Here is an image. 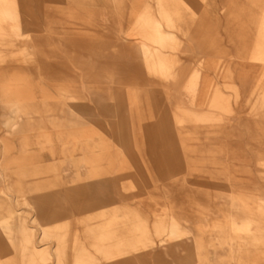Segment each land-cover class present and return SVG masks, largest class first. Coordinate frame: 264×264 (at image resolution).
<instances>
[{
  "label": "bare ground",
  "instance_id": "1",
  "mask_svg": "<svg viewBox=\"0 0 264 264\" xmlns=\"http://www.w3.org/2000/svg\"><path fill=\"white\" fill-rule=\"evenodd\" d=\"M7 1V4L0 5V21L4 24V28L0 30V97L2 102L9 106L7 112L10 115V121L7 120L10 124L9 132L12 131L13 134L17 129L23 132L15 138L16 144L8 145L16 152V158L12 155L11 160H20L14 163L20 162L23 165L25 163L37 172L53 170L55 164L50 158L48 159V154L54 157L61 154L67 159L77 148V142L86 161L95 162L96 156L90 153L92 151L88 149V145L76 139L77 133L67 125L78 121L77 118L71 117V114H94L91 106L83 99L79 75L73 71V67H80L83 71L81 52L92 49L109 50L119 38L123 43L130 42L126 44L125 50L129 49L133 55L141 57L142 72L151 90L159 87L167 95L173 83L180 84L177 87L183 92V102L186 101L188 108L182 107L183 103L174 106L172 115L175 123L192 121L204 130L206 124H219L222 114L230 113L233 109L229 95L225 94V91L222 92L217 85H214L215 83L204 84V80L201 81L199 68L191 71V67L188 66L192 63H185L178 57L177 51H181L183 44L178 37L179 32L189 33L193 24L191 9L193 0H152V5L148 0L129 3L130 9L127 11L129 26L120 28L118 38L114 33L107 32V36H102L98 32L106 10L108 8L112 12L120 10L114 3L116 0H80L77 10L70 7L60 8L61 10H58L59 7L52 8V11L61 17L54 30L58 36L50 33V35H22L23 26L30 28L40 26L44 29L50 26L49 10L43 5L41 9L38 6L41 0ZM248 1L250 4H246L243 8L248 16L241 14L239 18H252L254 16L250 15L252 5L258 8L261 18L241 23L248 25L247 23L254 22L257 27L253 46L244 57L249 56L250 59L262 62L264 69V0ZM100 2H103V9L100 7L103 11L96 9ZM112 12L108 18H111ZM24 19L26 21L23 25ZM82 31L96 38H89L88 34L85 37L80 36ZM42 45L46 46L45 52ZM200 58L201 54L196 59L197 64L201 63ZM140 63L138 62L137 66ZM30 64L33 66L31 70L25 68ZM215 73L222 74L228 82H225V86L237 98L238 83L243 75L239 80L237 79V83L233 79L234 76L236 77L235 66L230 64H224V67L217 65ZM108 74L109 70L104 68L97 75H92L85 69L83 75L87 88L104 89V85L109 83ZM261 75L264 76V70ZM199 86H201L203 105L196 107L194 100ZM122 87L121 91L124 93L129 86ZM116 88H120L118 83L112 87V92L114 98L120 100L121 96L119 92H115ZM250 91L249 93L253 94L251 108H262L264 86L257 83ZM118 106L120 102L114 104L113 113L116 114L114 108L118 109ZM34 107H38L39 112L45 110L49 119H52V115L58 116L56 112L64 113L67 117L63 121L66 125L64 131H57L54 134L43 131L46 117L39 116L33 123L35 117L30 110L35 109ZM16 112H19L18 117L15 116ZM30 126L38 128V132L28 135L25 129ZM135 127L137 128V125ZM100 128L102 121L98 120V133ZM76 129L80 130L78 127ZM154 134L155 138H167L163 127H159ZM46 149L48 154L44 153ZM7 168L6 165L0 164V264H145L148 263L147 252L155 247L158 248L154 254V264H261L260 261H264V254L250 256L247 252L250 246L258 249L264 245V215L252 212L256 206H260L261 211L264 210V200L259 201L252 197L250 199L247 196H230L227 201L233 209L227 210L221 219L216 198L209 196L206 206L200 208L197 204V210L189 208L190 212L186 211L188 208H182V211L174 210V207H171L173 199L170 198L166 207L170 212L165 213L163 210L158 212L154 217L152 228H149L146 213L134 211L126 214L119 205L114 206V204L108 211L101 209L92 212L91 202L76 203L75 209L81 212L77 218L71 214L68 207L52 210L48 214L44 209L34 205L28 196L18 195L10 190L12 183L8 180ZM85 170L89 173L95 171L90 168ZM68 178H73L72 172ZM121 185L125 187L124 184ZM129 187L135 188L136 185L129 182ZM103 202L111 205L112 198L108 195ZM13 204L25 205L27 210L20 212L21 209H14ZM238 205L241 207H237ZM236 208H239V213ZM179 212L183 214L179 215ZM107 213H109L108 217L96 222L95 218L104 217ZM27 218L36 222L37 238H35V230L27 225ZM47 218L52 220L50 224L45 225L37 221ZM62 220L66 221L59 223ZM40 241H47L51 246L47 248L39 245ZM238 242L245 246L244 251H241ZM243 257L249 260L245 262Z\"/></svg>",
  "mask_w": 264,
  "mask_h": 264
},
{
  "label": "rangeland",
  "instance_id": "2",
  "mask_svg": "<svg viewBox=\"0 0 264 264\" xmlns=\"http://www.w3.org/2000/svg\"><path fill=\"white\" fill-rule=\"evenodd\" d=\"M134 1L141 3L147 0H116L114 3L120 10L118 12H112L109 8L106 10L104 21L101 22L103 25H99V34L107 36V32L114 33L118 38L120 28L129 26L127 11L130 9L129 3ZM148 1L151 5L153 4L152 0ZM7 2V0H0V5ZM191 3L193 24L190 26L189 33L179 32L178 37L183 44L181 51H177L178 57L185 63H192L188 66L191 67V71L199 68L201 81L203 79L204 84L215 83L214 85H217L222 92L225 91L224 93L229 95L232 103V111L222 114L219 124H206L204 130L192 121L175 123L172 115L174 106L183 103L182 107L188 108L186 101L183 102V92L177 87L180 84L173 83L167 95L159 87L151 90L142 72L141 57L133 55L129 49L125 50L129 41L123 43L120 38L116 39L109 50L92 49V51L81 52L83 71L80 67H73V71L79 75L83 99L91 106L94 114H71L66 110L71 117L78 119L77 122L67 125H70L71 130L77 133L76 139L88 145V149L92 151L90 153L96 156L95 162L86 161L77 142V148L67 159L61 154L54 157L48 154L47 149L44 150V153L47 152L49 156L48 159L54 161L53 170L37 172L25 163L24 165L20 162L14 163L20 160H11L13 157L16 158V152L8 145L16 144L15 138L23 132L18 129L13 134L12 131L9 132L10 124L7 122L10 116L7 114L9 106L3 103L0 97V164L8 167V180L12 183L10 190L12 189L18 195L28 196L34 205L44 209L48 214L52 210L68 207L75 218L81 213L75 209L76 203L91 202L92 212H98L101 209L108 211L113 204L119 205L126 214L134 211L146 213L149 228H152L154 217L158 212L161 210L165 213L170 212L166 208L170 198L173 199L171 207H174V210L182 211V208H188L187 212H190L189 208L197 210L198 206L200 208L206 206L209 196L216 198L221 219L227 210L233 209L227 201L230 196H247L250 199L252 197L259 201L264 200V106L257 109L251 108L253 94L249 93L257 83L264 86V76L261 75L264 69L262 62L250 59L249 56L244 57L253 46L257 27L254 22L241 25L244 21L260 19L261 13L256 6L252 5L250 15L254 16L239 18L242 15L248 16L245 14L246 10H243L246 4H250L248 0H193ZM41 5L50 12L48 16L50 26L47 29L40 26L35 28L23 26L22 35L36 36L50 33L58 36L54 30L61 17L52 11V8L59 7L58 10H61L60 8L70 7L77 10L80 0H66V2L41 0L38 4L40 9ZM100 7L103 9V2L98 3L96 8L103 11ZM111 12L112 16L108 18ZM25 21L26 19L22 21L23 25ZM3 28L4 24L0 21V30ZM82 32L80 36L85 37L88 34L86 31ZM88 37L96 38L91 34H88ZM42 46L45 52L46 46ZM199 54H201V63L197 64L196 59ZM138 62L139 66H137ZM224 64L235 66L236 77L234 76L233 79L237 83V79L239 80L243 75L238 83L237 98L225 86L228 82L222 74L215 73V67L217 68V65L224 67ZM25 68L31 70L33 66L30 64ZM102 68L109 70V83L104 85V89L87 88L84 70L87 69L92 75H97ZM117 83L121 89L116 88L115 92H119L120 100H116L112 92V87ZM126 85L129 87L123 93L122 86ZM197 92L194 104L196 107H201L203 105L201 86L198 87ZM145 93L146 96H144ZM116 102H120V106L118 109L114 108L115 114L112 108ZM35 109L30 110L35 117L32 120L33 123L39 116L46 117L43 131L52 134L64 131L66 125L63 121L67 118L64 113L56 112L58 116L52 115V119H49L45 110L42 109L39 112L38 107ZM16 114L15 116L18 117L19 112ZM98 120L102 121L99 133ZM77 127L80 130H77ZM159 127L164 128V134H167L166 139L155 138L154 132L159 130ZM25 130L28 135H34L39 129L30 126ZM88 168L95 171L89 173L85 170ZM70 172L73 173L72 179L68 178ZM247 177L255 180L250 179V182ZM129 182L134 183L136 189L130 188ZM108 195L112 198L111 205L103 202ZM13 207L21 209L20 212L27 210L25 205L13 204ZM236 211L239 213V208H236ZM252 212L264 215V210L261 211L260 206H256ZM179 213V215L183 214V212ZM108 216L109 213L104 217L99 216L95 218L96 222ZM26 221L27 225L29 224L28 226L35 230V238H37L36 222L28 218ZM37 221L45 225L52 222L48 218ZM65 221L62 220L59 223ZM38 244L47 248L51 246V243L47 241H40ZM238 245L241 251H244L245 246L241 242H238ZM157 248L147 252L148 263L145 264H154L153 258ZM247 252L250 256L264 254V245L258 249L250 246ZM242 254L244 255V252ZM243 258L245 262L249 260ZM260 262L264 264V261Z\"/></svg>",
  "mask_w": 264,
  "mask_h": 264
}]
</instances>
